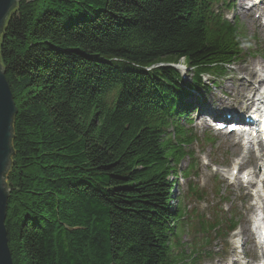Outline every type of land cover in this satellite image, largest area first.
I'll return each mask as SVG.
<instances>
[{
  "label": "trees",
  "instance_id": "obj_1",
  "mask_svg": "<svg viewBox=\"0 0 264 264\" xmlns=\"http://www.w3.org/2000/svg\"><path fill=\"white\" fill-rule=\"evenodd\" d=\"M219 1H19L0 41L18 110L5 222L14 264L198 258L178 249L185 210L170 180L196 137L172 117L207 86L179 85L158 64L220 77L243 56L241 26L216 13Z\"/></svg>",
  "mask_w": 264,
  "mask_h": 264
},
{
  "label": "rangeland",
  "instance_id": "obj_2",
  "mask_svg": "<svg viewBox=\"0 0 264 264\" xmlns=\"http://www.w3.org/2000/svg\"><path fill=\"white\" fill-rule=\"evenodd\" d=\"M229 1L233 8H230V11H227L226 9H223V11H225L229 17H236L240 22L239 24L242 25L240 29L243 31L244 35L243 39H240V42L242 43L245 54L243 53V57L239 58L235 65H233L234 67L229 68L221 78L214 79L210 75L204 76L207 78L205 83L208 86L209 91L216 86L213 89V93L216 94L211 100L208 99L205 102L206 105L204 108L205 110L213 111L220 106V104H218L219 100H223L233 103L231 106H220L225 112H237L244 116L247 110H245L235 96H230L229 93L224 91L222 84L225 82H229L230 84L231 77L233 76L249 77L239 70L243 69L244 66L255 65L258 69L264 66V25L262 19L259 18L260 13L255 9L251 10L249 13L245 11L238 12L237 4L239 0ZM253 1L254 0H245L246 4ZM262 9L264 10V4L262 5ZM181 62V64L184 63L183 60ZM261 77H264V70L258 71L255 77V80H257L254 83L255 88H258L263 84V82H258ZM209 91L205 93V95H209V98H211L213 94ZM248 95H250V92ZM200 116L203 117L202 113L198 114L195 112L190 116L192 117V120L186 118L182 119L180 122L186 129L191 128L189 131L197 136V140L187 148L193 151L192 157L187 156L177 168L180 171L179 173H181V171L188 168L189 165H196V169L192 171L193 175L191 176V181L195 183V187L188 192L186 198L187 222L190 226L197 227L198 221L202 219V217L207 219L223 217L229 212L231 205H234L236 212L240 215L243 223L233 234L231 240L230 238L226 241L223 237L217 238L212 230L208 232L213 239L212 243L204 248H214L213 253L223 251L224 253L227 252V255L214 254L213 256H209L208 254H205V256H202L203 259L200 264H221L229 260L230 256L228 257V254L232 253L236 245H241L243 242L247 241L249 237V235L243 232V229L244 227H250V224L245 225V222L250 223V220L253 217L255 210L253 200L255 194L252 191L253 187H246V183L242 182L241 174H238L236 177L231 176L232 166L238 164V166L244 168V166L248 165V163H245L247 152H244L241 141L235 145V138L233 136L225 134L224 132L215 131L212 127L205 124L204 118H201ZM207 140H209V142H207ZM194 158L196 159V164L191 161ZM257 164H264V158L261 161H258ZM217 165L222 169H219ZM178 176V189L175 193L176 195L182 194L189 187V179H186L180 174ZM216 203H223L222 205L225 208V211L222 212L221 210H218L220 209L219 205L215 207L212 206ZM184 227L186 230L189 229V226L184 225ZM187 234L188 231L182 233L181 236L183 241H186L188 247H193L197 242H201V239L203 238H192L191 236H187ZM228 242H230V249L227 251L226 249L223 250L225 243ZM251 243V247L250 242L245 243L242 257L239 262L235 264H254L253 259L249 257L248 253H257V250L254 245L255 241L253 240ZM204 252L205 251L202 250L199 251L202 255ZM187 253H189V250L185 252V254ZM244 254H247L248 257H244ZM185 258V264H194L188 262L187 257Z\"/></svg>",
  "mask_w": 264,
  "mask_h": 264
},
{
  "label": "water",
  "instance_id": "obj_3",
  "mask_svg": "<svg viewBox=\"0 0 264 264\" xmlns=\"http://www.w3.org/2000/svg\"><path fill=\"white\" fill-rule=\"evenodd\" d=\"M19 0H0V41L7 21L18 7ZM13 92L0 57V264H14L8 242L6 217L10 188L7 175L12 167L14 118L17 113Z\"/></svg>",
  "mask_w": 264,
  "mask_h": 264
},
{
  "label": "bare ground",
  "instance_id": "obj_4",
  "mask_svg": "<svg viewBox=\"0 0 264 264\" xmlns=\"http://www.w3.org/2000/svg\"><path fill=\"white\" fill-rule=\"evenodd\" d=\"M244 4H245V0H239L238 1V4H237L238 12H243L244 11ZM196 5H197V3H196ZM12 13H11V15H12ZM11 15H10V17H11ZM10 17H9V19H10ZM115 60H117V59L115 58ZM168 65L172 66V65H170L169 63H166V62H161V63L158 64V66H162V67L163 66H168ZM173 67L179 73V78L177 80L179 85L182 82L183 83L184 82H187V83L197 82L198 81L197 80V76L199 77L200 81H202V82L205 81L204 76L201 73H199V71H197V69H195V67H193L190 63H188L186 61L183 64H181V65L173 66ZM239 70L244 72V74L248 75L249 77H246V76H242V77L233 76V77H231L230 84H229V82H225V83L222 84V88L224 90H226L230 94V96H235L238 99L239 103L244 108H247L248 107V101L251 100V98L249 97L248 93L250 91H252L253 89H255V84L254 83H255V81H257V80H255V77H256V75L258 73V67H256L255 65H253V66H244L243 69H239ZM190 74H191V76H190ZM213 89L210 90L211 94H213L211 96V98H209V95H207V96L205 95V93H207L209 90H207L206 92H203V93L193 92V93H190V94L193 95L192 97H195L196 99H198V100H200L202 102H206L208 99L211 100L214 97L215 93H213L214 92ZM192 97H189V98H186V99H182V101H180L179 104L180 105H182V104L187 105L189 100ZM219 103H220L221 106L222 105H226V106L233 105L232 102H226V101H223V100H219ZM177 116H178V114L175 115L174 117H172V115L169 114L167 117H172L174 119ZM249 151L250 150H248V152ZM260 159H261V157H260ZM261 168H264V164L262 165ZM170 180H171V178H170ZM231 206H234V205H231Z\"/></svg>",
  "mask_w": 264,
  "mask_h": 264
}]
</instances>
